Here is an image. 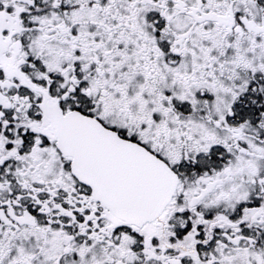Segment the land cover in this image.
Returning a JSON list of instances; mask_svg holds the SVG:
<instances>
[{"label": "snow or ice", "instance_id": "1", "mask_svg": "<svg viewBox=\"0 0 264 264\" xmlns=\"http://www.w3.org/2000/svg\"><path fill=\"white\" fill-rule=\"evenodd\" d=\"M0 264H264V0H0Z\"/></svg>", "mask_w": 264, "mask_h": 264}]
</instances>
